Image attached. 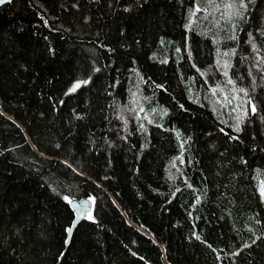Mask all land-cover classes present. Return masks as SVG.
I'll return each mask as SVG.
<instances>
[{
  "label": "trees",
  "instance_id": "obj_1",
  "mask_svg": "<svg viewBox=\"0 0 264 264\" xmlns=\"http://www.w3.org/2000/svg\"><path fill=\"white\" fill-rule=\"evenodd\" d=\"M200 2L0 4L3 264H264V0Z\"/></svg>",
  "mask_w": 264,
  "mask_h": 264
},
{
  "label": "water",
  "instance_id": "obj_2",
  "mask_svg": "<svg viewBox=\"0 0 264 264\" xmlns=\"http://www.w3.org/2000/svg\"><path fill=\"white\" fill-rule=\"evenodd\" d=\"M9 0H5V2H7ZM197 2V6L200 8L201 7V2L200 0H196ZM29 141L31 142V139L29 138ZM32 144V142H31ZM74 168H76V166H73ZM71 207L74 209L75 211V218L73 220L72 226L69 228L71 229V232L68 231V239H67V243L70 242L72 234L76 228V226L85 218H87L88 214L92 211L93 209V200L89 197H84V198H80V199H72L70 201ZM0 264H3L1 258H0Z\"/></svg>",
  "mask_w": 264,
  "mask_h": 264
},
{
  "label": "snow or ice",
  "instance_id": "obj_3",
  "mask_svg": "<svg viewBox=\"0 0 264 264\" xmlns=\"http://www.w3.org/2000/svg\"><path fill=\"white\" fill-rule=\"evenodd\" d=\"M3 3H5V0H0V4H3ZM225 75H227V73H225ZM229 83H232V81H231V80H229ZM79 86H80V85H79V84H77V85H76V86H75V87H74L72 90H73V91H75V88H76V87H79ZM240 91H242V92H243L244 90H243V89H241ZM213 92H215V89H213ZM245 95H247V93H245ZM252 110H253V111H255V107H254V106H253ZM237 130H239V128H238V127H237ZM262 191H264V189H262ZM68 231H69V232H71V229H68Z\"/></svg>",
  "mask_w": 264,
  "mask_h": 264
},
{
  "label": "bare ground",
  "instance_id": "obj_4",
  "mask_svg": "<svg viewBox=\"0 0 264 264\" xmlns=\"http://www.w3.org/2000/svg\"><path fill=\"white\" fill-rule=\"evenodd\" d=\"M4 113H5V112H4ZM6 114H7V113H6ZM7 115H8L9 117L13 118L11 115H9V114H7ZM13 119H14V118H13ZM14 120H15V119H14ZM15 121H16V120H15ZM17 122H18V121H17ZM26 136H27V138H28V140H29L30 137L28 136L27 133H26ZM29 142H30V141H29ZM31 142H32V140H31ZM31 142H30V143H31ZM31 145H32V146L38 151V149L35 147V145H34L33 142H32ZM89 198H91V197H89ZM73 199H75V198H73ZM77 199H80V198H77ZM91 199H92V198H91ZM92 200H93V199H92ZM93 204H94V202H93ZM73 210H74V209H73ZM92 211H93V209H92ZM92 211H91V212H92ZM91 212H90V213H91ZM90 213H89V214H90ZM89 214H88V215H89Z\"/></svg>",
  "mask_w": 264,
  "mask_h": 264
},
{
  "label": "rangeland",
  "instance_id": "obj_5",
  "mask_svg": "<svg viewBox=\"0 0 264 264\" xmlns=\"http://www.w3.org/2000/svg\"><path fill=\"white\" fill-rule=\"evenodd\" d=\"M67 162V161H66Z\"/></svg>",
  "mask_w": 264,
  "mask_h": 264
}]
</instances>
